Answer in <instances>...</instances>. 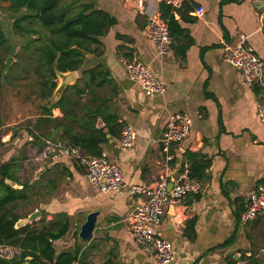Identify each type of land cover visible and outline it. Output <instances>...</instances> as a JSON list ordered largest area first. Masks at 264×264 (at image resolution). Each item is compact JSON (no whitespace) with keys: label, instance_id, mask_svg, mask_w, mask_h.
Masks as SVG:
<instances>
[{"label":"crops","instance_id":"1","mask_svg":"<svg viewBox=\"0 0 264 264\" xmlns=\"http://www.w3.org/2000/svg\"><path fill=\"white\" fill-rule=\"evenodd\" d=\"M161 1L166 3L90 0L116 20L76 70L75 82L84 70L95 72L89 104L99 108L101 115L94 125L102 126L107 138L100 156L120 165L126 183L143 185L155 175L173 180L188 171L193 161H209L200 180L204 192L166 206L158 235L173 246L175 256L169 264H251L252 259L263 264L264 213L240 222L247 192L264 184V126L257 117L262 90L243 85L239 72L224 59V44L243 38L264 60V0L183 1L177 8L191 2L193 9L182 7L174 16L185 35L172 37L163 58L147 37L149 17H160ZM199 4L204 7L200 17L195 13ZM188 42L182 57L179 52ZM128 60L148 65L166 84V91L146 95L127 77L124 62ZM56 83L58 87L60 81ZM60 96L55 89L50 99L39 102V108ZM81 101H87L86 94ZM172 113L187 114L192 127L186 139L172 146L173 159L165 161L158 139ZM64 118L58 108L48 115L39 109L34 117L24 118L29 120L27 125L13 124L0 133V166L9 164L12 176L4 182L23 188L25 194L17 201V222L34 213L36 217L27 224L36 231L56 230L67 222L66 233L52 244L55 254L77 251L78 260L72 264H154L152 254L138 246L131 234L129 215L137 197L129 196L126 188L99 191L82 166L58 151L38 163L31 159L45 140L67 143L52 121ZM106 118H115L120 128L110 132L112 123L106 124ZM126 125L137 133L129 148L119 143ZM70 127L73 133L84 131L77 123ZM92 211L98 212L93 235L83 241L78 232Z\"/></svg>","mask_w":264,"mask_h":264},{"label":"trees","instance_id":"2","mask_svg":"<svg viewBox=\"0 0 264 264\" xmlns=\"http://www.w3.org/2000/svg\"><path fill=\"white\" fill-rule=\"evenodd\" d=\"M0 1L8 2L11 10L15 12L22 9L29 11V13L16 18L13 27L20 33L38 35V37L31 39V42L34 43L32 48L33 69L37 78L34 93L42 100L50 99L53 95L57 87L58 73L79 70L84 55L95 51L94 47L99 44L98 38L116 23L114 17L104 10L95 8L90 1ZM182 7L192 10L193 4L184 2ZM181 8H174L164 1L159 3V15L166 22L172 37L185 35V30L179 26L174 16L175 12L180 13ZM34 22L37 24H33ZM6 41L0 23V47H3ZM189 44L188 42L182 46L179 52L182 57H184ZM27 46L30 48V44ZM1 61L2 58H0ZM94 73L90 69L84 70L79 81L66 86L56 102H47L40 106V111L42 115H48L51 114L53 108H58L65 114V118L61 122H58V120L52 121L56 122L57 127L63 131L62 137L65 138L66 144L80 146L86 154L100 156L102 153L101 144L107 138L104 128L94 125L96 117L101 115L99 108H92L89 104L90 81L93 79ZM1 74L5 79L8 77V74ZM102 84L103 81L96 86ZM84 94L87 95V101H81ZM41 120L39 118L36 122L39 123ZM114 120L115 118L104 120L106 124L112 123L109 127L110 132H114L115 128H120V125L116 124ZM76 123L84 129L83 132H72L70 126ZM36 128H38L37 124ZM208 166L209 161H193L188 166V176L201 180ZM9 167V164L0 166V244L18 246L21 252L17 258L10 260L0 257V264H24L29 257H31L29 264H72L77 261V251L55 254L52 244L54 240L66 233L68 229L67 222L61 223L56 230L36 231L30 227V224L20 227L15 226L18 219L15 213L17 201L25 198V194L23 188L14 189L5 184V179L12 177L11 173L8 172ZM251 264L260 263L256 259H252Z\"/></svg>","mask_w":264,"mask_h":264},{"label":"built area","instance_id":"3","mask_svg":"<svg viewBox=\"0 0 264 264\" xmlns=\"http://www.w3.org/2000/svg\"><path fill=\"white\" fill-rule=\"evenodd\" d=\"M183 1L191 0H166V3L177 8ZM195 13L199 17L202 16L203 5L199 4ZM147 37L153 43L158 57L163 58L168 55L172 36L166 22L159 16L149 17ZM224 50L225 61L239 72L243 85L261 88L257 117L264 126V60L243 38L234 44H224ZM124 69L129 80L137 83L146 95H160L166 91V84L157 78L151 68L143 62L125 61ZM191 127L192 120L187 114H170L166 128L158 139L165 161L173 159L172 146L186 139ZM136 137L137 133L134 128L126 125L120 132L119 143L122 147H132ZM55 151L74 159L82 166L90 184L99 191L111 192L126 188L129 196L137 197L129 215L134 242L152 254L154 264H169L173 261L175 252L171 242L158 235L166 206L170 203L181 202L190 195L202 194L205 190L203 182L189 177L186 169L173 180L155 175L148 185L126 183L118 163L105 156H90L80 146L50 140H45L43 147L31 159L38 163ZM260 213H264V184L257 185L247 192L244 209L240 214V222L245 224L255 219ZM20 252L21 249L18 246L0 244V257L3 259L17 258Z\"/></svg>","mask_w":264,"mask_h":264},{"label":"rangeland","instance_id":"4","mask_svg":"<svg viewBox=\"0 0 264 264\" xmlns=\"http://www.w3.org/2000/svg\"><path fill=\"white\" fill-rule=\"evenodd\" d=\"M87 1L90 0H82V2ZM23 12L29 13L26 9L15 12L11 10L8 2L0 1V23L7 40L5 45L0 47V58H2L0 62V133L12 128L13 124H15L14 127L27 125L29 120L24 118L28 115L34 117L39 113V102L42 101L34 93L37 78L33 69L34 43L31 39L38 35L20 33L13 27L15 19ZM9 56L11 61L5 70V61ZM1 73L8 74V77L5 79ZM8 123L11 125L5 126Z\"/></svg>","mask_w":264,"mask_h":264},{"label":"water","instance_id":"5","mask_svg":"<svg viewBox=\"0 0 264 264\" xmlns=\"http://www.w3.org/2000/svg\"><path fill=\"white\" fill-rule=\"evenodd\" d=\"M11 61V57L9 56L6 61H5V65H4V69L7 70L9 64ZM58 79L60 81L58 87H56V91L57 93H62L63 89L70 85L73 84L77 78V72L75 71H69L66 73H58ZM43 171V170H42ZM37 213L31 214L30 216H28V218L24 219L21 222H16L15 226L16 227H20L19 225H25L28 222H30L32 219H34L36 217ZM97 215L98 212L97 211H92L89 212L86 216V220L85 222L81 225L80 230L78 232V237L83 240V241H89L93 235V231H94V227H95V223L97 220ZM28 260L29 258L26 259V261L24 262V264H28Z\"/></svg>","mask_w":264,"mask_h":264}]
</instances>
